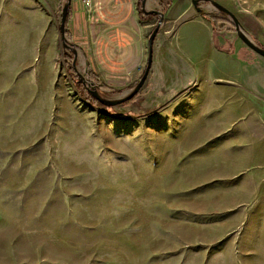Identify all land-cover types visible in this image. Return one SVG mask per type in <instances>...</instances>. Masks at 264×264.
Wrapping results in <instances>:
<instances>
[{
  "label": "rangeland",
  "instance_id": "obj_1",
  "mask_svg": "<svg viewBox=\"0 0 264 264\" xmlns=\"http://www.w3.org/2000/svg\"><path fill=\"white\" fill-rule=\"evenodd\" d=\"M63 1L0 0V264H264V56L227 24L170 90L92 106L76 82L136 83L70 71ZM216 1L264 47V0Z\"/></svg>",
  "mask_w": 264,
  "mask_h": 264
},
{
  "label": "crops",
  "instance_id": "obj_2",
  "mask_svg": "<svg viewBox=\"0 0 264 264\" xmlns=\"http://www.w3.org/2000/svg\"><path fill=\"white\" fill-rule=\"evenodd\" d=\"M151 2L158 6L156 0H146L143 12L141 0H71L66 23L71 40L83 50L92 70L95 66L103 68L109 83L132 84L141 77L147 63L148 37L157 24ZM170 5L153 41L146 78L147 86L157 91L162 90L158 88L162 84L170 90V85L178 83V75H185L186 60L196 57L207 61L202 47L209 48L211 42L216 50L224 48L218 45L211 23L194 12L186 0H173ZM140 10L145 19L140 17ZM243 52L240 48L238 54ZM258 117L256 126L260 124Z\"/></svg>",
  "mask_w": 264,
  "mask_h": 264
},
{
  "label": "water",
  "instance_id": "obj_3",
  "mask_svg": "<svg viewBox=\"0 0 264 264\" xmlns=\"http://www.w3.org/2000/svg\"><path fill=\"white\" fill-rule=\"evenodd\" d=\"M192 4L196 6L197 10L199 12H201L202 10L198 7V3L200 2H205L207 4L212 5L217 11L223 12L226 15H228V17L230 18L233 28L236 32V35L241 39V41H243V43H245L250 49H252L253 51L257 52L258 54L264 56V48H262L261 46H259L254 40H252L251 38H249L246 33L243 31V29L240 26V23L237 19V17L234 15V13L228 9L227 7H225L224 5H222L221 3L217 2L216 0H191ZM145 3L146 0H141V5H142V11L146 12L145 10ZM70 4H71V0H64L63 1V5L61 8V17H60V21H59V25H58V29L60 31V35L61 38L65 44L66 49H68V51L70 52V58H71V62L74 65L75 71L77 72V76L78 79H82V75L79 74L78 68L76 67V57H75V49L76 47H78L73 41H71V39L68 37V35L66 34V21H67V16L70 10ZM155 16L157 18V24L154 27V29L152 30V32L149 34L148 37V55H147V63L145 66V69L141 75V77L139 78V80L137 81L136 85L134 86V88L124 97L118 98V99H108L105 97H102L97 90H95L94 88H91L90 86H88L85 82H83L86 90L96 99L98 100L101 104L105 105V106H115L124 102L129 101L131 98L134 97V95L141 89V87L143 86L149 71H150V67H151V62H152V51H153V41L154 38L159 30L160 24L162 22L163 19V15L164 13L161 11H156Z\"/></svg>",
  "mask_w": 264,
  "mask_h": 264
},
{
  "label": "trees",
  "instance_id": "obj_4",
  "mask_svg": "<svg viewBox=\"0 0 264 264\" xmlns=\"http://www.w3.org/2000/svg\"><path fill=\"white\" fill-rule=\"evenodd\" d=\"M156 3L158 4L160 11L165 13L168 9V7L170 6L171 2L170 1H163V0H156ZM201 16H203L204 18H206L210 23H211V27L212 30L215 34H218L224 30L227 29L226 25H230L231 27H233L232 22L230 20V18L228 17V15H226L223 12L220 11H211V12H200ZM140 17L142 19H145L146 16L143 14V12L140 10ZM66 34L69 36V38L71 39L70 33L69 31L66 29ZM255 42H257L256 40H254ZM262 47V46H261ZM264 48V47H262ZM67 61H68V68L70 69V71L74 72V68L71 66L70 63V57L68 55H66ZM90 76L91 78L99 85V88H103L104 85L98 82V76L93 73L92 71H90ZM76 88L78 93L82 96V98H84L89 104H91L92 106H100L102 105L98 100H96L84 87L83 85H81L80 83L76 82ZM132 99V98H131Z\"/></svg>",
  "mask_w": 264,
  "mask_h": 264
},
{
  "label": "built area",
  "instance_id": "obj_5",
  "mask_svg": "<svg viewBox=\"0 0 264 264\" xmlns=\"http://www.w3.org/2000/svg\"><path fill=\"white\" fill-rule=\"evenodd\" d=\"M86 3H88V0H86Z\"/></svg>",
  "mask_w": 264,
  "mask_h": 264
}]
</instances>
